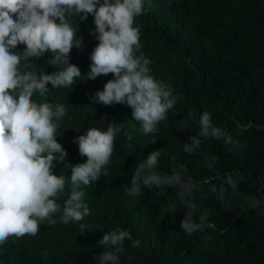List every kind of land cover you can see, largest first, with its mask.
<instances>
[{
	"label": "trees",
	"instance_id": "obj_1",
	"mask_svg": "<svg viewBox=\"0 0 264 264\" xmlns=\"http://www.w3.org/2000/svg\"><path fill=\"white\" fill-rule=\"evenodd\" d=\"M72 23L82 44L71 50L70 63L78 66L82 77L65 88L48 85L46 97L67 109L56 132L57 142L67 152L64 163L86 161L73 140L87 128L103 130V117L124 123V129L114 142L108 176L83 188V202L90 209L81 222L87 225L84 232L76 223L45 221L35 236H10L0 246V264H96L105 250L98 241L117 229H127L133 239L141 240L140 248L124 242L120 264H264V208L253 207L250 201L264 198V0H149L147 11L133 25L140 27V52L152 61L151 74L169 83L180 97L155 137L139 133L130 108L90 104L89 98L113 77L87 79L89 56L97 44L90 35L93 17L81 21L74 16ZM23 48L18 45L16 50ZM49 55L35 60V68L22 71H55L46 63ZM32 99L43 102L38 94ZM204 111L211 112L213 123L245 148L228 151L222 140L206 139L195 154L185 153L182 144L199 132V115ZM180 120L187 131L177 129ZM157 149L163 150L159 173H168L174 157L175 165L187 168L184 178L196 182L198 190L192 195L200 208L193 218L199 222L208 209L211 225L202 232L189 236L180 228L187 209L178 203L175 187L145 188L136 198L124 194L121 186L130 183L135 164ZM200 152L217 158L214 171L205 166ZM53 171L70 175L63 164ZM226 173L239 175L238 191L229 190L218 200L210 189L215 185L219 191ZM69 191L66 185L56 202L63 206Z\"/></svg>",
	"mask_w": 264,
	"mask_h": 264
},
{
	"label": "clouds",
	"instance_id": "obj_2",
	"mask_svg": "<svg viewBox=\"0 0 264 264\" xmlns=\"http://www.w3.org/2000/svg\"><path fill=\"white\" fill-rule=\"evenodd\" d=\"M148 2L0 0V246L10 236H35L45 221L50 225L76 223L84 232L87 225L81 222L90 215V209L83 202V188L98 181L101 175L108 176L114 142L124 129V123L103 117V130L90 127L73 140L86 161L74 166L64 163L67 152L57 142L56 132L67 109L65 104L47 102L46 97L48 85L53 89L65 88L82 77L78 66L70 63L71 50L82 44L77 38L78 28L72 23L74 16L81 21L89 15L93 17L90 35H94L97 44L89 56L87 79L109 74L113 77L89 98L90 104L130 108L131 120L136 122L139 133L153 137L160 122L174 109L180 97L169 83L151 74L152 61L140 52V27L133 26L135 18L147 11ZM18 45L24 46L22 51L16 50ZM46 53L50 54L46 63L55 71L47 74L42 70L22 71L35 68L34 61ZM34 94L43 98V102H35ZM198 122L199 132L182 144L185 153L195 154L206 139L222 140L228 151L245 148L224 127L213 123L211 112H202ZM240 127L243 130V125ZM177 129L188 130L183 120L177 122ZM162 151L154 150L136 163L130 183L122 185V190L126 196L136 198L144 194L145 188L175 187L178 203L187 209L179 222L180 228L189 236L202 232L211 225L208 209L200 214L199 222L193 218L200 208L192 195L198 190L197 184L191 177L184 178L187 168L175 165L174 157L168 173H159ZM200 155L205 158V166L214 171L213 162L217 158H209L204 152ZM58 164L68 167L70 175H55L53 170ZM239 182L238 174L226 173L219 191L215 185L210 191L223 200L229 190L238 191ZM66 185L70 191L61 206L55 198L65 194ZM250 201L253 207L264 208V198L250 197ZM126 240L131 241L132 248L141 247V240L133 239L127 229L106 232L97 243L105 250L99 253L96 264H120ZM42 255L46 257L47 252Z\"/></svg>",
	"mask_w": 264,
	"mask_h": 264
}]
</instances>
